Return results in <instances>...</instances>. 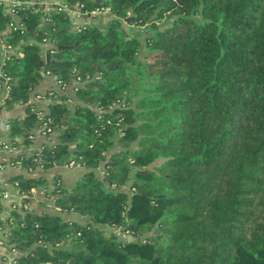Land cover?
<instances>
[{"label":"trees","instance_id":"16d2710c","mask_svg":"<svg viewBox=\"0 0 264 264\" xmlns=\"http://www.w3.org/2000/svg\"><path fill=\"white\" fill-rule=\"evenodd\" d=\"M17 1L13 15L0 2V41L15 48L0 86L7 77V107H25L4 125L14 146L30 144L37 121L39 130L49 121L55 136L9 161L30 170L69 159L84 171L71 188L58 174L51 188L43 176L8 181L25 191L41 185L61 210L89 218L40 212L16 221L12 208L0 218L5 243L36 250L19 261L264 264V0H66L87 13L108 8L104 26L73 30L66 11ZM11 19L21 27L7 29ZM125 19L151 29L144 40L155 51L145 66L137 39L121 32ZM44 38L53 44L48 58ZM139 69L154 81L134 99ZM41 71L65 84L78 77L74 98L48 89L40 94L51 98L46 111L29 101ZM122 228L131 240L118 239Z\"/></svg>","mask_w":264,"mask_h":264},{"label":"crops","instance_id":"0c3cea01","mask_svg":"<svg viewBox=\"0 0 264 264\" xmlns=\"http://www.w3.org/2000/svg\"><path fill=\"white\" fill-rule=\"evenodd\" d=\"M61 0H32L42 11H51ZM4 5L9 6L13 4V0H3ZM109 17V13L97 11L96 13L82 14L73 20L74 25H80L86 22L97 23L99 26H104ZM126 21V19L124 20ZM127 22V21H126ZM42 49H47L48 44H40ZM44 56V52H42ZM80 84V82L72 79L64 88L56 82L55 78L50 74H42V78L34 85L32 91L29 94V101L35 103L39 109L43 111L47 110L48 104L51 102L50 97H38L48 89H53L57 93H66L70 98H74V87ZM7 92L4 88H0V187L6 189L9 192L7 198H0V218H5L12 208H15L18 212L16 219L24 221L26 219V213L34 214L40 212L58 213L64 219L77 221L80 223H87L89 221L88 216L82 215L75 211L61 210L53 202V195H47L41 185L32 186L29 190H19L12 186V182L8 181V178L15 174H22L24 177H40L46 178V185L48 188L52 187V178L55 174L59 175L60 183L66 188H71L73 184L81 177L84 168L81 164L69 163L63 166L53 164L47 168H43L39 164L34 165L30 170L22 167L21 165L13 164L9 161L11 157H15L18 154H29L32 151L39 150L42 143L46 141V137L43 136L37 129H33V134L30 136L31 142L28 145L20 144L17 146L10 144V137L8 135V127L5 124L9 119L19 117L24 113L25 104L17 103L11 107H7L4 104V98ZM54 138V133L50 135ZM17 141H20L19 137H16ZM7 147H4V146ZM96 176L103 178V167L99 166L95 169ZM22 183L24 180L21 181ZM20 182V185H21ZM68 194H71L70 192ZM101 228H108L106 224H97ZM111 229V228H108ZM120 232V230L118 231ZM125 234V233H123ZM1 235V232H0ZM68 240L63 242V246L67 245ZM32 250H35V243L31 246L24 248L18 252V255L32 254ZM34 256V255H33ZM0 264H5L1 254L0 247ZM24 264V263H23ZM40 264H50L43 262Z\"/></svg>","mask_w":264,"mask_h":264},{"label":"built area","instance_id":"2783aa9c","mask_svg":"<svg viewBox=\"0 0 264 264\" xmlns=\"http://www.w3.org/2000/svg\"><path fill=\"white\" fill-rule=\"evenodd\" d=\"M3 0H0V2H2ZM3 3V2H2ZM20 3H24V2H20L17 0H13V4H10L9 6H6V11L8 13H10L11 15L14 14V11L12 9L14 4H20ZM27 4H35L34 2H32V0L26 2ZM4 4V3H3ZM57 8L62 9L64 11L67 12L70 20L73 23V20L77 17H79L82 14H87V12H82L80 10V5L79 4H70L69 2H67L66 0H61L57 5ZM97 11H103L108 13V8H97L89 13H96ZM91 23V22H90ZM97 24V23H94ZM74 25V23H73ZM82 25V24H80ZM79 25H74V27H77ZM21 26L16 23L15 20L11 19L8 21L7 23V29L9 30H17L19 29ZM43 42L48 43V48H50V50L48 51V53H52L53 52V44L50 42L49 38H44ZM13 47L7 45L5 42L0 41V75H2V66L5 64V59L7 57V55H9L10 53L14 52ZM7 77H4V81L2 83V86H0V88H4L5 91H8V86H7ZM75 81L79 82V78L75 77L74 78ZM57 82V81H56ZM60 87L64 88L67 84L65 83H60L57 82ZM38 97H41L40 95H38ZM48 122H44L43 125L41 126V130H39V128H37V130L45 137H48L52 134V129L50 126H48ZM4 147H7L6 145ZM12 186L17 188L18 183L12 182ZM9 196V192L6 189H3L0 187V198H7ZM0 247H1V254L3 257V261L5 262V264H22L19 261V255L17 252V249L15 247H12V245L5 243L6 242V235L4 232V229L2 227H0Z\"/></svg>","mask_w":264,"mask_h":264},{"label":"rangeland","instance_id":"374dc122","mask_svg":"<svg viewBox=\"0 0 264 264\" xmlns=\"http://www.w3.org/2000/svg\"><path fill=\"white\" fill-rule=\"evenodd\" d=\"M165 23H167V19L158 21L159 25H164ZM120 28L124 36H134L137 39L138 50H137L136 58L139 61H141L142 65L144 64L145 66V64H147V62L149 61V57L155 51L151 47L147 46L144 40L145 35L151 31L150 27L147 24L141 26H135L123 20L122 23L120 24ZM127 67L132 68L133 65H127ZM144 73L145 72L143 71V69H139V73L137 74L136 81L137 83H139V85H141V87H143V89H141L138 92V94L134 97V99H137L142 95L150 93L148 91L149 90L148 87L149 84L154 80L149 79ZM161 160L162 159L160 158L156 159L150 164V166L154 167L155 165H158L161 162ZM118 234H120V232H118Z\"/></svg>","mask_w":264,"mask_h":264},{"label":"water","instance_id":"95a60500","mask_svg":"<svg viewBox=\"0 0 264 264\" xmlns=\"http://www.w3.org/2000/svg\"><path fill=\"white\" fill-rule=\"evenodd\" d=\"M73 29H74V26H71V27H70V30H73ZM74 44H75V43H74ZM74 44H72V45H68V46H62V45H59L58 47H59V48L72 47ZM48 56H49V53H46V54H45V58H48ZM98 69H99V66H98ZM41 73L44 74L43 71H41ZM39 124H40V122L37 121V122L34 124V128L37 129L38 126H39ZM53 130H54L55 132H57L59 129L56 128V127H54ZM68 162H69V159H65V160L62 161V162L56 163V165L63 166V165H66ZM52 165H53V164H51L50 166H52ZM21 184H22V182H21ZM129 185H130V180H127V181H126V187H129ZM63 197H64V198H67L70 202H72V199H73L74 195H72V194H66V195H64ZM16 221H20V220H19V219H16ZM123 232H124V229L122 228V229H120V234H117V237H118V239H119L120 241H127V240H131V239H132V236H131L130 234H123ZM157 232H158V230H157L156 228H153V233H157ZM138 240L143 241V240H144V236H139ZM31 252H32L33 255H35L36 250H32ZM33 255L26 254L25 256H26L27 258H29V259H32V258H33ZM66 264H70V259H68V261H67Z\"/></svg>","mask_w":264,"mask_h":264}]
</instances>
